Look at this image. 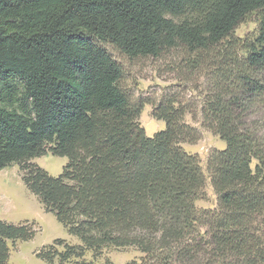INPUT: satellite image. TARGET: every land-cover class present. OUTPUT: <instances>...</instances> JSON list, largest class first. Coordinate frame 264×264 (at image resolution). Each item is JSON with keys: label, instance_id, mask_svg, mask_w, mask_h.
<instances>
[{"label": "trees", "instance_id": "16d2710c", "mask_svg": "<svg viewBox=\"0 0 264 264\" xmlns=\"http://www.w3.org/2000/svg\"><path fill=\"white\" fill-rule=\"evenodd\" d=\"M255 12L257 35L235 37ZM107 42L129 58L180 51L199 97H162L165 128L147 136ZM186 114L225 142L206 174L180 145L198 139ZM47 152L67 157L60 175L29 162ZM11 163L81 241L62 262L135 246L144 257L126 264H264V0H0V169ZM207 178L216 206L199 208ZM34 234L0 219V264Z\"/></svg>", "mask_w": 264, "mask_h": 264}, {"label": "rangeland", "instance_id": "374dc122", "mask_svg": "<svg viewBox=\"0 0 264 264\" xmlns=\"http://www.w3.org/2000/svg\"><path fill=\"white\" fill-rule=\"evenodd\" d=\"M259 12L248 15L233 31L235 37L253 39L259 29ZM114 60L121 66L123 75L119 85L132 101H144L138 117L147 136H153L165 128V122L153 116V105L162 97L175 94L176 97H199L201 91L200 78L195 74L185 78L175 70L180 51L160 58H129L111 43L102 44ZM192 99V98H191ZM185 121L193 126L198 139L194 142H182V148L199 157L203 172L207 173V163L213 151L223 149L225 142L220 137L200 125L191 114L185 115ZM45 169L50 175L58 176L67 164L66 156L47 152L29 161ZM204 196L196 201L199 208L216 206V195L206 179ZM0 219L11 223H27L35 234L28 240L9 241L10 254L7 264H71L80 260L92 261L95 264H126L140 261L144 257L135 246H105L100 249L86 248L81 257L72 256L62 262L60 254L67 245L79 246L81 241L70 234L56 217L46 211L40 199L33 194L21 178V166L11 163L0 169ZM49 255L47 261L41 255Z\"/></svg>", "mask_w": 264, "mask_h": 264}]
</instances>
